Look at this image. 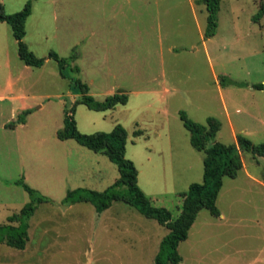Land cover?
I'll list each match as a JSON object with an SVG mask.
<instances>
[{
	"label": "rangeland",
	"instance_id": "1",
	"mask_svg": "<svg viewBox=\"0 0 264 264\" xmlns=\"http://www.w3.org/2000/svg\"><path fill=\"white\" fill-rule=\"evenodd\" d=\"M26 1L30 13L22 41L45 60L39 67L24 65L9 26L0 23V224L30 200L17 180L49 201L36 204L23 249L0 243V264H152L167 232L155 220L121 201L99 216L88 202L60 203L70 189L103 190L118 172L105 155L56 138L63 107L73 104L77 91L47 55L67 57L75 50L70 65L78 72L67 73L84 82L95 99L116 89L127 95L125 104L104 111L75 104L76 129L107 132L120 124L126 131L124 156L137 170L138 188L174 218L178 194L201 181L203 156L190 146L178 111L197 123L216 118L215 140L221 143L234 142L232 130L253 144L264 142V92L252 87L264 82V15L252 19L264 0H219L215 33L205 42L206 11L197 0H159L158 8L151 0L0 4L13 13ZM220 76L243 84H221ZM133 88L154 92L132 95ZM17 93L30 112L23 124L10 126L20 112ZM134 130L145 134L133 136ZM146 135L149 139L141 137ZM241 158L248 170L264 177V158L256 161L248 152ZM244 185L239 177L222 178L215 205L226 219L214 221L206 209L199 210L187 238L177 245L178 264H264V192ZM238 198L247 205L237 206ZM126 220L135 223L139 241L126 239Z\"/></svg>",
	"mask_w": 264,
	"mask_h": 264
},
{
	"label": "trees",
	"instance_id": "2",
	"mask_svg": "<svg viewBox=\"0 0 264 264\" xmlns=\"http://www.w3.org/2000/svg\"><path fill=\"white\" fill-rule=\"evenodd\" d=\"M202 3L206 11L205 27L202 33L203 40L210 38L215 33L216 14L219 0H197ZM30 13V3L26 1L23 7L13 13H5L0 4V22L6 23L13 39L16 41L17 56L24 65L39 67L45 58H38L27 48L22 41L24 36V23ZM264 15V3L258 8L253 20ZM76 52L72 50L67 57H60L55 52L48 53L47 58L56 62L58 73L61 77H68L76 88L77 99L69 107H63V125L57 129L55 136L59 140L73 139L77 144L93 152L101 153L116 166L118 176L106 188L96 191L88 188L77 187L67 190L60 203L71 205L77 202H88L96 213L108 208L113 201H121L133 207L146 218L155 220L167 229V233L160 239L158 249L153 257L152 264H178L181 260L177 252V245L187 237V232L196 214L201 209H206L211 216H218L215 205L217 193L222 184L223 177L234 178L242 166V154L248 152L254 159L264 158V142L253 144L240 133L235 134L234 142L224 144L215 140V134L220 127L219 121L214 117H207L204 123H197L189 119L183 111H178V118L188 132V141L192 148L203 153L202 175L200 182H192L185 191L180 192L179 212L172 218L170 212L161 206H154L143 194L136 184L137 170L133 162L124 156L126 131L120 124H115L110 131H97L89 134L80 133L75 126L72 112L75 104H83L93 111L112 109L116 105L125 104L127 95L120 89L97 100L88 94L87 85L67 73L78 72V67L70 63L76 59ZM221 84H236L231 79L220 76ZM253 88L264 92V82L252 85ZM30 109L20 110L16 119L10 126L23 124L25 116ZM140 130H134L133 136L139 135ZM29 195L30 200L18 212L7 216L6 223L0 224V243L16 249H23L27 240V221L32 215L36 204L49 201V198L29 187L23 180L15 181Z\"/></svg>",
	"mask_w": 264,
	"mask_h": 264
},
{
	"label": "crops",
	"instance_id": "3",
	"mask_svg": "<svg viewBox=\"0 0 264 264\" xmlns=\"http://www.w3.org/2000/svg\"><path fill=\"white\" fill-rule=\"evenodd\" d=\"M151 2H152V4H153V6L155 7V8H158V2H159V0H151ZM191 6H192V4H191ZM0 23H2V22H0ZM205 40H208V39H205ZM205 40H203V42H205ZM204 45V49H205V54H206V45H205V43L203 44ZM206 57L208 58V54H206ZM8 86H11V83L9 82V79H7V87ZM162 92H166V89H162L161 90ZM130 94H132V95H137V94H139V93H153L154 91H152V90H142V89H136V88H133V89H131L130 91ZM156 92V91H155ZM158 94L160 95L161 94V92H160V90L158 91ZM15 97V99L16 100H19V103H20V108H19V110H23V109H27L28 107H24V103L21 101V99H20V94L19 93H17V95L16 96H14ZM0 100H3L2 99V97L0 96ZM223 105H224V102H223ZM225 106V105H224ZM223 110L225 111V109L223 108ZM141 135H143V134H145V133H140ZM235 132L232 130V132H231V135L233 136V138H235ZM165 138H164V142L166 143V144H171V139H169L170 137H169V135L167 136V135H163ZM141 137H145V138H147V139H149V137H148V135H146V136H141ZM150 150V149H149ZM168 155V154H167ZM145 156H147V155H145ZM175 157H178L177 155L175 156ZM170 159V161H172L173 160V155L170 153V155H168V158H167V160H169ZM202 160V159H201ZM256 161H257V159H256ZM187 169H188V166H187ZM201 175H202V173H201ZM238 177L240 178V179H242L243 180V182H244V184L245 183H247V185H244V186H247V187H251V189L252 190H260V191H262V192H264V177H262V174H257V173H253V171H250V170H248L247 168H246V166H245V164L243 163V161H242V166H241V168L239 169V171L237 172V175L233 178V179H238ZM188 185H189V183H188ZM235 187H237V186H235ZM236 190H238V191H240V192H248L247 190H246V187H243V188H239L238 187V189L237 188H235ZM149 199V198H148ZM179 199H180V197H179ZM150 200V199H149ZM236 201V205L237 206H239L240 204H241V206L243 207V206H246L247 205V203L246 202H244L243 200H241V198H238V199H236L235 200ZM78 203V202H77ZM72 205V204H71ZM66 206H70V205H66ZM130 207V206H129ZM133 208V207H132ZM107 209V208H106ZM106 209H104V210H106ZM134 209V208H133ZM103 210V211H104ZM103 211H101V212H103ZM101 212L100 213H97V216H99L100 214H101ZM179 212V211H178ZM218 216H216V217H214V216H212L213 218H214V221L215 220H219V221H223L224 219H226V216H225V214L224 213H222L221 211H218ZM241 215V214H240ZM242 217H243V215H241ZM195 219V218H194ZM230 220H232L231 218H229V220L228 221H230ZM236 221H237V219H235ZM245 219L244 218H239L238 219V221H240V222H242V221H244ZM130 221V220H129ZM128 220H126V239H130V240H132L133 242H135L136 240H140V232L139 231H137L136 232V229H135V223L134 222H132V223H130ZM129 223L131 224V225H129ZM193 223H194V221L192 222V224H191V226L189 227V229H191V227H192V225H193ZM129 226H131V227H129ZM162 226V225H161ZM164 227V226H163ZM165 228V227H164ZM188 229V230H189ZM167 230V229H166ZM167 233V232H166ZM165 233V234H166ZM188 233V232H187ZM164 234V235H165ZM187 238V237H186ZM184 241V240H183ZM136 245H134V244H127V247H130V249H132V247H135Z\"/></svg>",
	"mask_w": 264,
	"mask_h": 264
}]
</instances>
